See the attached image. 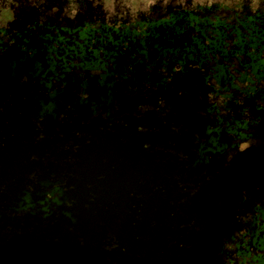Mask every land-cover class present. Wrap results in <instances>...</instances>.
Returning <instances> with one entry per match:
<instances>
[{
	"label": "flooded vegetation",
	"instance_id": "flooded-vegetation-1",
	"mask_svg": "<svg viewBox=\"0 0 264 264\" xmlns=\"http://www.w3.org/2000/svg\"><path fill=\"white\" fill-rule=\"evenodd\" d=\"M104 96L128 114L115 119L130 129L136 103L149 113L138 121L159 129L145 141L148 153L159 164L174 156L179 188L200 181L203 212L193 227L201 242L193 250L190 239H178L191 251L174 264H264V0H0V144L8 157L16 156L9 149L22 143L20 131H30L25 124L39 104L49 100L43 113L54 107L53 115L80 131L78 119L88 116L80 110L93 101L103 111ZM75 99L87 105H73ZM71 128L59 132L69 137ZM56 193L38 204L41 211ZM210 203L227 218L214 216L205 227L199 217L211 218ZM116 239L106 241V251H124ZM53 263L72 264L63 255Z\"/></svg>",
	"mask_w": 264,
	"mask_h": 264
},
{
	"label": "water",
	"instance_id": "water-1",
	"mask_svg": "<svg viewBox=\"0 0 264 264\" xmlns=\"http://www.w3.org/2000/svg\"><path fill=\"white\" fill-rule=\"evenodd\" d=\"M48 101L37 106L35 119L26 117L29 120L25 128L28 126L30 131H20L22 143L9 149L20 154L8 157L6 148L0 144V233L3 231L0 264H54L60 255L72 264H135L142 259L149 264L166 261L174 264L188 257L190 246L176 241L190 239L195 246L193 250L201 242L193 227L198 214L203 212L197 206L200 193L196 191L201 184L184 182L186 187L179 188L174 179L177 176L174 156L162 157L159 164L154 153H148L145 141L152 140L151 136H156L159 129L148 130L138 122L149 114L143 116L139 108L142 105H134L136 112L130 115L135 121L130 129L127 122L115 119L128 114L119 113L111 98L98 99L103 111L96 102L87 105L88 99L84 102L75 99L73 105H87L86 112H80L89 116L85 122L81 117L78 119L82 129L77 131L72 121H63V114L53 115L54 107L43 113ZM63 110L68 112L69 105ZM166 113L167 110L162 112ZM46 120L47 125L51 122L49 130ZM171 124L167 125L168 132ZM70 126L71 135L64 137L59 128L68 134ZM139 127L146 131H138ZM165 143L170 142L164 139L162 145ZM192 178L196 176L186 179ZM53 188L61 193H56V201L46 212L41 211L43 206L38 204L44 202ZM28 202L30 208L22 210ZM208 210L212 219L199 217L205 227H213L215 217L227 218L226 210L217 209L214 203L209 204ZM222 221L218 227L226 234L228 225ZM6 230L9 233H4ZM112 237L117 238L116 244L123 252L106 251L104 245ZM224 240V236L219 237L214 258ZM10 250H18L17 257L10 258ZM79 255L83 257L81 260Z\"/></svg>",
	"mask_w": 264,
	"mask_h": 264
}]
</instances>
